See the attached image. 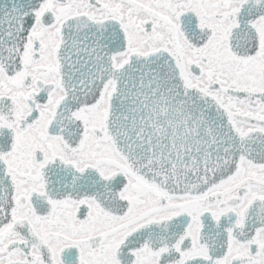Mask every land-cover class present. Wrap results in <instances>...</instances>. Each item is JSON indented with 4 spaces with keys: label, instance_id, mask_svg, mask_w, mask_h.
Instances as JSON below:
<instances>
[{
    "label": "snow or ice",
    "instance_id": "6c2138e0",
    "mask_svg": "<svg viewBox=\"0 0 264 264\" xmlns=\"http://www.w3.org/2000/svg\"><path fill=\"white\" fill-rule=\"evenodd\" d=\"M0 264H264V0H0Z\"/></svg>",
    "mask_w": 264,
    "mask_h": 264
}]
</instances>
